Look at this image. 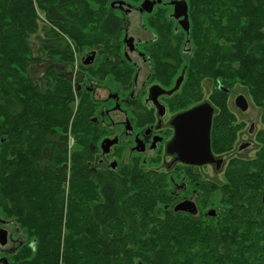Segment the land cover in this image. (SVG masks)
Returning a JSON list of instances; mask_svg holds the SVG:
<instances>
[{"label":"trees","instance_id":"trees-1","mask_svg":"<svg viewBox=\"0 0 264 264\" xmlns=\"http://www.w3.org/2000/svg\"><path fill=\"white\" fill-rule=\"evenodd\" d=\"M102 1L61 0V8L58 0H37L64 34L62 40L40 42L41 51L74 66L73 47L80 52L89 41L114 35L118 25L114 17L105 19L108 7ZM188 3L190 67L226 86L244 85L256 98L264 96V0ZM35 4L0 0V220L12 221L25 239L8 254V264H264V206L247 190L231 195L227 212L203 226L173 215L167 194L146 180V173L134 176L132 184L99 175L93 207L82 197L75 201L74 189L68 201L66 186L57 206L38 178L30 183L29 154L37 161L46 137L62 136L68 161L79 98L72 80L58 71L49 69L45 91L29 76L33 57L26 40L29 25L36 26ZM90 22L95 30L85 28ZM72 25L80 28L71 30ZM81 176L86 178L80 170L74 180Z\"/></svg>","mask_w":264,"mask_h":264},{"label":"flooded vegetation","instance_id":"flooded-vegetation-1","mask_svg":"<svg viewBox=\"0 0 264 264\" xmlns=\"http://www.w3.org/2000/svg\"><path fill=\"white\" fill-rule=\"evenodd\" d=\"M122 1L126 4L121 5ZM172 1L162 0L148 12L141 10L143 1L133 5L126 0H103L108 7L105 19L114 17L116 33L104 41H89L80 52L73 47L74 66L59 61L58 73L72 80L82 108L76 112V138L72 147L68 146L74 168L65 161L59 133L42 141L37 161L29 154L27 166L30 183L38 178L51 190L57 206L63 200L66 181L75 185L76 200L82 197L93 207L99 175L132 184L134 176L143 173L167 194L173 215L203 226L221 218L241 189L249 191L247 196L252 199L257 196L264 206V96L256 98L244 85L226 86L220 78L190 67L194 52L188 40L190 9L186 28L181 23L184 16L175 17ZM44 19L39 45L49 39H64L58 24L46 14ZM85 28L95 30L92 22ZM126 38L133 39L130 50H126ZM198 109L200 120L185 130L190 136L184 146L186 160L181 154L183 129L178 119ZM209 115L207 144L203 134ZM192 137L196 139L193 144ZM108 140L116 143L110 145ZM193 154L200 162L189 160ZM80 170L86 178L74 180ZM65 194L68 198V190ZM0 229L8 231L7 244L0 246L1 258L8 259L25 239L12 221L1 219Z\"/></svg>","mask_w":264,"mask_h":264},{"label":"rangeland","instance_id":"rangeland-1","mask_svg":"<svg viewBox=\"0 0 264 264\" xmlns=\"http://www.w3.org/2000/svg\"><path fill=\"white\" fill-rule=\"evenodd\" d=\"M142 1H140L136 5H139ZM77 4H79V1L77 2ZM35 7H36V13L38 14V16L35 17V20H34L36 23V26L29 25L28 35H27L28 37L26 40L28 45H29L32 57H33V60H31V61L29 60L30 62H28L27 70L29 72V76L35 81V83L41 87L42 91H45L47 89L46 86L48 84V81L46 79V77L49 75L48 71H49V69H53L55 71H58L57 67H58V65L60 66V64H58V63H59V61L61 62V59L59 57H57L56 55H53V54L51 55L48 52L41 51L40 45H39V42L37 39L40 38V36L44 34L42 25L44 23H46L44 21L45 20L44 19L45 18V12L39 8L37 0H36ZM102 12H105V11H102ZM136 15L137 14L134 13V15H132V17L134 18V17H136ZM76 63H77V61H76ZM71 70L74 71V69H72V68H71ZM244 87H246V86H244ZM246 89H247V87H246ZM239 92H241V91H239ZM79 102H80L79 98L76 97V103H75L76 108L74 110V116L76 115V110L78 108ZM74 118L75 117H73V119ZM1 121H2V117L0 116V125H1ZM74 137H75L74 134L70 130L69 131V138H68V142H67L68 145H69V143H71L73 145ZM72 155H73V152H72ZM72 155L68 154V164H69V166L73 165L72 168H74V162L71 161V159H70V157H72ZM65 186H66V190H68L69 194L71 193L70 190L71 189L73 190V188L75 187V185L72 184V182L67 183V181H66ZM79 188H82V186ZM94 189L96 190L95 184H94ZM69 199H70V195L68 197V201H69ZM75 201L78 202L79 200H75Z\"/></svg>","mask_w":264,"mask_h":264},{"label":"water","instance_id":"water-1","mask_svg":"<svg viewBox=\"0 0 264 264\" xmlns=\"http://www.w3.org/2000/svg\"><path fill=\"white\" fill-rule=\"evenodd\" d=\"M162 0H143V2L141 3V10H146L148 12H151L154 8V6L157 3H161ZM121 5H125L126 2L122 1L120 2ZM172 4L175 5V17L180 18L182 16H184V19L181 20V23H183L185 25L186 28H189V18H188V9H189V5L188 2L186 0H174L172 1ZM131 6V5H129ZM126 50H130L133 47V39L132 38H126ZM92 54L89 58H93ZM201 118V110L198 109L195 112H192L190 114H183L182 116L179 117L178 119V126L181 127V129H183V132H180V136H179V141L180 143V148L181 150V154L183 155V157L187 160V153L186 150H184V146L186 143H188L190 136H186V132L185 130L187 128H190L191 124L195 121V120H200ZM209 126H210V115L208 117L207 120V126L206 131H204L203 137L207 139V144L209 143ZM202 127H203V120H202ZM187 138V139H186ZM192 144L196 142V139L194 137H192ZM202 142L203 139L201 137ZM107 142V141H106ZM105 142V143H106ZM108 143L114 144L116 143L115 140H108ZM104 145V144H103ZM189 160H192V162H200L198 160H200L198 157H196L194 154L191 156V158ZM263 203H264V196H263ZM8 242V231L6 229H0V246L3 247L7 244ZM0 264H8V261L6 258H0Z\"/></svg>","mask_w":264,"mask_h":264},{"label":"built area","instance_id":"built-area-1","mask_svg":"<svg viewBox=\"0 0 264 264\" xmlns=\"http://www.w3.org/2000/svg\"><path fill=\"white\" fill-rule=\"evenodd\" d=\"M70 145H72V144L70 143Z\"/></svg>","mask_w":264,"mask_h":264}]
</instances>
